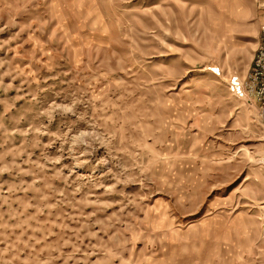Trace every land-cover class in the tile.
I'll list each match as a JSON object with an SVG mask.
<instances>
[{
  "label": "rangeland",
  "instance_id": "obj_1",
  "mask_svg": "<svg viewBox=\"0 0 264 264\" xmlns=\"http://www.w3.org/2000/svg\"><path fill=\"white\" fill-rule=\"evenodd\" d=\"M263 21L0 0V264H264L263 113L234 92Z\"/></svg>",
  "mask_w": 264,
  "mask_h": 264
},
{
  "label": "built area",
  "instance_id": "obj_2",
  "mask_svg": "<svg viewBox=\"0 0 264 264\" xmlns=\"http://www.w3.org/2000/svg\"><path fill=\"white\" fill-rule=\"evenodd\" d=\"M243 84H236L237 94L247 92L252 95L264 111V21L261 25L259 45L255 51L252 64L249 68L247 78ZM242 91V92H241Z\"/></svg>",
  "mask_w": 264,
  "mask_h": 264
},
{
  "label": "bare ground",
  "instance_id": "obj_3",
  "mask_svg": "<svg viewBox=\"0 0 264 264\" xmlns=\"http://www.w3.org/2000/svg\"><path fill=\"white\" fill-rule=\"evenodd\" d=\"M216 70H217V69H216ZM218 73H219V75H221V73H222L221 70H219ZM236 78H237V79H236V83H237L238 85L243 84V83H242V80L240 81V80L238 79V77H236Z\"/></svg>",
  "mask_w": 264,
  "mask_h": 264
},
{
  "label": "crops",
  "instance_id": "obj_4",
  "mask_svg": "<svg viewBox=\"0 0 264 264\" xmlns=\"http://www.w3.org/2000/svg\"><path fill=\"white\" fill-rule=\"evenodd\" d=\"M242 92V91H241ZM245 95V93L244 92H242L241 94H238L237 96H244ZM263 119H264V111H263Z\"/></svg>",
  "mask_w": 264,
  "mask_h": 264
}]
</instances>
